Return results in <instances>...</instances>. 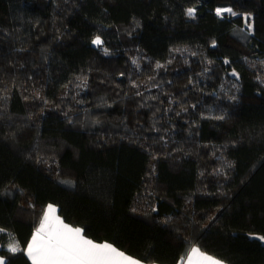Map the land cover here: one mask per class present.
Segmentation results:
<instances>
[{"label":"trees","instance_id":"trees-1","mask_svg":"<svg viewBox=\"0 0 264 264\" xmlns=\"http://www.w3.org/2000/svg\"><path fill=\"white\" fill-rule=\"evenodd\" d=\"M48 205L148 264H264V0H0L6 264Z\"/></svg>","mask_w":264,"mask_h":264},{"label":"snow or ice","instance_id":"snow-or-ice-1","mask_svg":"<svg viewBox=\"0 0 264 264\" xmlns=\"http://www.w3.org/2000/svg\"><path fill=\"white\" fill-rule=\"evenodd\" d=\"M225 12L237 15L231 8L216 9L217 15H223ZM195 13V7L187 9L189 16H194ZM247 20L248 17H245L247 27L251 30L252 25L248 24ZM93 43L101 45L103 41L96 37ZM56 212L57 209L53 205H48L39 227L27 245L26 254L32 264H140L139 260L109 243H96L88 239L83 235V229L65 224ZM259 239L264 241V236ZM8 247L13 253L20 250L16 244H10ZM187 261L188 264H223V261L203 253L198 247L190 250ZM0 264H5L4 257H0Z\"/></svg>","mask_w":264,"mask_h":264},{"label":"crops","instance_id":"crops-1","mask_svg":"<svg viewBox=\"0 0 264 264\" xmlns=\"http://www.w3.org/2000/svg\"><path fill=\"white\" fill-rule=\"evenodd\" d=\"M54 206V205H53ZM56 209H57V207L56 206H54ZM48 208V207H47ZM47 208H46V210H47ZM45 210V211H46ZM56 215L57 216H59L63 221H64V223L65 224H67L66 222H65V220L59 215V213H58V209H57V212H56ZM68 225H70V224H68ZM72 226V225H71ZM72 227H74V226H72ZM74 228H80V227H74ZM82 229V228H81ZM34 234V233H33ZM83 235L85 236V237H87L88 239H90L85 233H84V231H83ZM31 238H32V236H31ZM31 238H30V241H29V243L31 242ZM95 242V241H94ZM96 243H99V242H96ZM110 244V243H109ZM112 245V244H111ZM113 247H115L114 245H112ZM115 248H117V247H115ZM199 248V247H198ZM27 249V248H26ZM118 249V248H117ZM192 249V248H191ZM190 249V250H191ZM200 249V248H199ZM203 253H206V254H208V255H210V256H213V255H211V254H209V253H207V252H205V251H203L202 249H200ZM121 251V250H120ZM123 252V251H122ZM189 253H190V251H189ZM188 253V254H189ZM126 254V253H125ZM126 255H128V254H126ZM128 256H130V255H128ZM0 257H2V256H0ZM27 257H28V255H27ZM132 257V256H131ZM214 257V256H213ZM134 258V257H133ZM214 258H216V257H214ZM28 259L30 260V262L32 263V261H31V259L28 257ZM134 259H136V258H134ZM216 259H218V258H216ZM136 260H138V259H136ZM218 260H220V259H218ZM140 261V260H139ZM220 261H222V260H220ZM5 264H6V260H5ZM140 264H148V263H145V262H142V261H140ZM181 264H188V261H187V256H186V258L184 259V261L181 263ZM223 264H228V263H226V262H224L223 261Z\"/></svg>","mask_w":264,"mask_h":264}]
</instances>
